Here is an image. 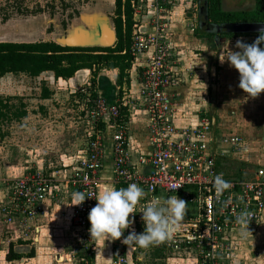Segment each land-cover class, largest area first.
I'll list each match as a JSON object with an SVG mask.
<instances>
[{
  "label": "built area",
  "instance_id": "built-area-1",
  "mask_svg": "<svg viewBox=\"0 0 264 264\" xmlns=\"http://www.w3.org/2000/svg\"><path fill=\"white\" fill-rule=\"evenodd\" d=\"M193 0H191L192 2ZM180 0H138L133 2L137 24L150 19L153 33L134 31L131 54L136 59L149 54L148 65L143 74L140 99L129 96L124 90L117 103L109 105L92 92L84 90V105L93 120L88 131L87 151L75 172L60 182L58 191L73 188L85 193L84 202L77 205L71 214V225L76 229L83 260L93 263L98 239L91 238L89 212L98 201L95 196L101 189V173L105 165L104 131L99 129L109 119L115 128L113 136L114 178L118 185L136 183L145 190V197L138 203V223L145 229L142 220L144 205L163 195L182 197L195 205L196 216L183 218L182 227L165 245L174 252L194 250L199 264H234L240 242L236 234L241 228L236 217L243 211L252 214L248 230L264 224V167L252 178L234 177L226 171L227 160L246 162L251 149L239 135L217 138L213 123L203 120L195 128H179L173 119V103L169 90L181 83L182 77L173 69V58H181V52L168 40L170 16ZM140 106L147 112L149 126V153L139 154L134 160L129 153L128 123L119 121L124 110H137ZM231 183L219 197L213 187L216 175ZM55 177V176H54ZM38 170H30L14 182L10 202L4 207L5 222L16 225L27 236L30 223L41 213L42 203L55 183ZM65 189V190H64ZM248 232V231H247ZM114 240L112 264H129L124 237ZM33 242L35 238H32ZM163 243V242H161ZM260 253L259 250L256 251Z\"/></svg>",
  "mask_w": 264,
  "mask_h": 264
},
{
  "label": "crops",
  "instance_id": "crops-1",
  "mask_svg": "<svg viewBox=\"0 0 264 264\" xmlns=\"http://www.w3.org/2000/svg\"><path fill=\"white\" fill-rule=\"evenodd\" d=\"M189 3L190 6L187 4L179 6V4L173 9L169 24L168 40L173 44L175 51L181 52L182 55L179 60L174 56L172 66L174 70L180 73L181 83L169 90V96L174 105L173 119L175 125L179 128H195L200 126L203 120L209 119L213 123L214 135L221 138L238 135L232 134L235 131L243 133L244 129L251 126L252 121L258 122L260 118L264 124V94L260 93L257 97L249 96L238 87L239 79H235V76L238 75L237 70L231 67L229 62L221 63L219 59V51L222 47L225 49L229 47L238 51L239 49L235 48L237 40H243L249 44L253 43L254 40H249L251 38L248 37L229 39L198 35L196 31L200 29V9L196 18L197 9L191 10L194 6V0L192 2L190 0ZM138 26L145 33H153L154 31L153 24L148 18L140 21ZM213 50L217 52V55L212 54ZM148 57L149 54H143L134 59L132 69L129 71V81L120 87L116 83L118 70H102L99 75H109L115 89L110 91L106 85L98 82L97 78L98 95L109 105L117 103L124 90L129 96L134 97V100L140 99L143 74L148 65ZM44 74L52 75L53 83H58L61 86L65 84L71 95L75 91L89 86L93 77L92 72L88 69L80 70L68 80H56L51 72ZM4 78L0 79V83L4 81ZM229 86L234 88L237 86V93H229ZM49 89L53 92L51 88ZM56 96L53 94L50 99H41L47 103H56L60 100ZM42 109L45 115L40 120L51 121L52 112H49V116H47V109ZM260 111L263 112V115L260 114ZM247 112L252 113L248 116L246 115ZM128 114L129 153L136 160L139 154L151 151L148 132L149 120L147 112L140 106L137 107V110H129ZM38 117L31 118L28 112L27 117L22 120H37ZM218 121L220 128L217 126ZM101 124L104 125V129H100V126L99 129L104 130L105 165L101 173L100 190L111 186L121 188V185H118L114 178L113 136L115 128L110 124L109 119ZM29 131L27 140L30 139L33 144L28 142L25 148L13 143L14 141L11 142L5 133L0 134V254L7 257L11 246L20 248V244L23 243L26 248L35 249V257L27 259L35 260L39 257L48 259L50 254H54L55 256L59 255L60 260L67 258L71 260V252L68 249H72L77 241V231L70 222L73 209L77 205H71L73 203L71 194L76 190L69 188L67 191L64 189L65 191L60 192L58 189L60 182H64L66 177L75 172L81 159L85 156L88 140L87 142L84 141V136L81 137L77 130L74 132L70 127L65 128V131L63 130L62 138H53L52 127L47 125L37 129L29 128ZM86 137H88V132ZM57 139L58 142L55 143L54 140ZM84 142L85 146L82 148ZM24 149L28 151L30 159L22 158L25 160L23 162L16 157H19V152ZM230 162L233 160L228 159L225 164ZM236 162L238 161L236 160ZM29 169L41 171L49 177L55 176L53 179L55 183L50 194L41 205L40 215L30 223L31 228L28 235L23 236L21 235L22 230L18 229L16 225H8L5 222L4 207L10 202L14 182L23 177ZM166 198L168 197L163 195V200ZM185 213H187L186 216L193 215L192 213ZM32 238H35L34 242ZM98 241L93 263L112 264L114 240H107L105 237L99 238ZM161 245L164 244L159 243L157 246ZM66 248L68 249L66 250ZM165 248L166 251L172 250L168 247ZM191 251L193 250H184L185 256L181 255L179 258L166 255V257L157 258L156 261L158 264H199L194 251ZM172 252L174 255L176 253L181 254V252H174L173 250ZM130 253L127 250L128 257H130ZM164 253L166 254V252ZM144 258L143 255L139 257L140 264H148L147 259ZM239 261H241L240 258L236 259V262ZM245 261L246 264L260 263L258 260L248 258L247 260L245 258Z\"/></svg>",
  "mask_w": 264,
  "mask_h": 264
},
{
  "label": "rangeland",
  "instance_id": "rangeland-1",
  "mask_svg": "<svg viewBox=\"0 0 264 264\" xmlns=\"http://www.w3.org/2000/svg\"><path fill=\"white\" fill-rule=\"evenodd\" d=\"M189 1L180 0V5H178L187 4L190 6ZM255 3V0H223V8L226 11L254 10L256 7ZM200 7L198 0H194V6L191 10L197 9L196 18L199 15ZM115 10V0H0V42H57L65 37L75 25L82 23L80 19L84 14L100 12L113 20ZM248 38H251L249 40H255V37ZM237 74L235 79H239L238 70ZM98 82L106 85L110 91H114L115 89L109 75H99ZM2 83L4 84L2 85ZM44 87L51 88L54 92L53 94L57 95L56 98L60 100L56 103L44 102L41 99ZM236 88L237 86L235 88L229 86V93L236 94ZM84 90L82 88L79 90L80 92L77 90L71 95L70 90L66 88L65 84L61 86L58 83H53V78L50 74H42L38 78H31L27 75L5 76L4 81L0 83V98L7 99L12 97L11 104L19 106L22 102L26 105L27 112H29L31 118L35 116L39 117L37 120L4 121L0 123V134L5 133L6 137L8 135L7 139L25 148L28 142L33 144L30 139L27 140L30 132L29 128L37 129L47 125L50 128L52 127L53 138H62L63 130L65 131V128L70 127L74 132L77 130L81 134V137L84 136L83 140L87 142L88 137L86 135L92 128L93 120L88 111L89 107L87 109L82 100L81 92H84ZM262 93L264 94V92ZM42 108L47 109V116H49V112H52L51 121L44 122L40 120L45 115ZM251 113L247 112L246 115L249 116ZM260 114L263 115V112L260 111ZM261 119H258V122L252 121L251 126L248 129H244L243 133L232 132V134H238L245 139L247 146L251 149V153L248 155L246 162H236V160H233V162L226 164L225 167L228 174L234 177L243 175L244 178H252L258 169L264 167V124L261 122ZM217 126L220 128L219 121L217 122ZM54 141L56 143L58 139ZM84 144L85 142L82 143V148L85 146ZM19 153L20 156L16 157V159H30V156L28 157L29 153L25 149ZM25 160L22 161L24 162ZM30 170L33 169H29L28 171ZM181 199L183 198L181 197ZM186 203L185 212L196 216V206L188 202ZM134 211L129 217L130 219L134 218V223L130 226V232L135 230L137 233H142L145 229L138 223L139 213L137 206ZM185 217L188 216L184 215ZM235 238L240 242L236 255L237 260L240 258L241 261L234 264H246L245 258L246 260L247 258L258 260L260 261L259 264H264V224L257 226L254 230L248 231L245 236H241L238 233ZM76 239L77 241L72 246V249L66 248V250L68 249L71 252V260L68 258L60 260L59 255L50 254L48 259H43L42 257L35 260L23 258L14 262H8L6 255L0 254V264H88L83 260L82 249L78 246L79 241L77 237ZM162 244L164 245L157 246L159 244H154L147 248L135 247L131 250H129L128 245H125L126 250L131 252L129 264H140L141 262L138 259L141 255L145 257L144 259H147L148 264H158L156 260L159 257H166L167 255L179 258L181 255L185 256L184 254H186L183 250L181 254L176 253L174 255L172 250L168 249L166 251L164 242ZM257 250L260 251L259 254L256 253ZM68 251L67 253H69ZM193 253L197 258V252L194 251Z\"/></svg>",
  "mask_w": 264,
  "mask_h": 264
},
{
  "label": "trees",
  "instance_id": "trees-1",
  "mask_svg": "<svg viewBox=\"0 0 264 264\" xmlns=\"http://www.w3.org/2000/svg\"><path fill=\"white\" fill-rule=\"evenodd\" d=\"M137 1L116 0L113 23L117 32V42L111 48H71L63 47L56 42L0 43V79L8 74L38 78L44 73L51 72L56 80H68L80 70L88 69L93 77L90 85L84 89L92 92L93 98H97L99 96L97 78L102 70L107 69L119 71L116 83L119 87L122 86L129 81V71L135 59L131 54V48L138 24L135 21L132 3ZM255 2L254 10L226 11L223 8V0H198L206 11L209 22L221 26L222 29L217 34L202 29H198L196 33L200 36L229 39L255 37L256 40L260 35L258 29L264 24V0ZM261 47L264 48V44ZM81 93L84 101V93ZM52 95L53 92L49 88H43L42 99H50ZM11 101L12 97L0 98V123L20 121L27 117L26 105L21 102L17 106L11 104ZM128 119L129 114L124 110L119 121L127 122ZM100 129H104V125L100 124ZM239 178H243L242 175ZM121 187L126 188L122 184ZM24 245L20 244V248L11 246L7 261L21 260L24 257L34 258L35 249L26 248Z\"/></svg>",
  "mask_w": 264,
  "mask_h": 264
},
{
  "label": "clouds",
  "instance_id": "clouds-1",
  "mask_svg": "<svg viewBox=\"0 0 264 264\" xmlns=\"http://www.w3.org/2000/svg\"><path fill=\"white\" fill-rule=\"evenodd\" d=\"M260 35L249 44L243 40H237L234 51L229 47L221 48L219 59L221 63L229 62L239 72V85L244 92L251 97H257L264 92V24L258 29ZM213 55L217 52L213 50ZM213 187L219 197L222 193L231 188V183L223 178V175H216L213 180ZM145 190L136 183L129 184L126 188L117 189L115 186L107 187L98 192L95 199L98 203L89 212V229L91 238H107V240L120 239L125 229L133 223L130 214L134 213L137 204L145 197ZM85 193L74 191L71 194L73 203L79 205L85 201ZM186 201L178 196H171L163 200L153 199L144 205L141 213L142 220L146 225L142 233L131 231L124 237L122 243L129 246V250L140 247L147 248L169 240L182 227V221L186 211ZM252 214L243 211L236 217V223L240 225L241 236H245Z\"/></svg>",
  "mask_w": 264,
  "mask_h": 264
},
{
  "label": "water",
  "instance_id": "water-1",
  "mask_svg": "<svg viewBox=\"0 0 264 264\" xmlns=\"http://www.w3.org/2000/svg\"><path fill=\"white\" fill-rule=\"evenodd\" d=\"M80 21L82 23L75 25L66 37L56 43L71 48H111L116 44L117 32L113 20L105 14L100 12L84 14ZM200 29L214 34L221 32L222 29L221 26L209 22L203 7H200Z\"/></svg>",
  "mask_w": 264,
  "mask_h": 264
},
{
  "label": "flooded vegetation",
  "instance_id": "flooded-vegetation-1",
  "mask_svg": "<svg viewBox=\"0 0 264 264\" xmlns=\"http://www.w3.org/2000/svg\"><path fill=\"white\" fill-rule=\"evenodd\" d=\"M66 36H67V35H66ZM66 36H65V37H66ZM40 42H45V41H40ZM35 43H37V42H35Z\"/></svg>",
  "mask_w": 264,
  "mask_h": 264
}]
</instances>
